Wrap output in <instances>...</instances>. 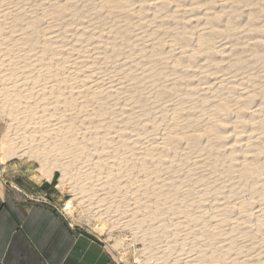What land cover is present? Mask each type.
I'll use <instances>...</instances> for the list:
<instances>
[{"label": "rangeland", "instance_id": "1", "mask_svg": "<svg viewBox=\"0 0 264 264\" xmlns=\"http://www.w3.org/2000/svg\"><path fill=\"white\" fill-rule=\"evenodd\" d=\"M0 144L121 264H264V0H0Z\"/></svg>", "mask_w": 264, "mask_h": 264}, {"label": "crops", "instance_id": "2", "mask_svg": "<svg viewBox=\"0 0 264 264\" xmlns=\"http://www.w3.org/2000/svg\"><path fill=\"white\" fill-rule=\"evenodd\" d=\"M0 264L121 263L51 207L16 195L0 173Z\"/></svg>", "mask_w": 264, "mask_h": 264}, {"label": "bare ground", "instance_id": "3", "mask_svg": "<svg viewBox=\"0 0 264 264\" xmlns=\"http://www.w3.org/2000/svg\"><path fill=\"white\" fill-rule=\"evenodd\" d=\"M17 155L16 150L7 149L4 151L2 145L0 144V163H4L6 160H8L11 157H14Z\"/></svg>", "mask_w": 264, "mask_h": 264}, {"label": "built area", "instance_id": "4", "mask_svg": "<svg viewBox=\"0 0 264 264\" xmlns=\"http://www.w3.org/2000/svg\"><path fill=\"white\" fill-rule=\"evenodd\" d=\"M68 227L71 229L70 225H68Z\"/></svg>", "mask_w": 264, "mask_h": 264}]
</instances>
